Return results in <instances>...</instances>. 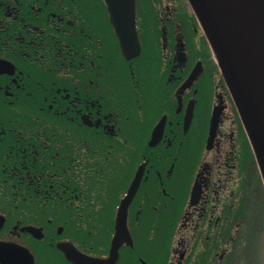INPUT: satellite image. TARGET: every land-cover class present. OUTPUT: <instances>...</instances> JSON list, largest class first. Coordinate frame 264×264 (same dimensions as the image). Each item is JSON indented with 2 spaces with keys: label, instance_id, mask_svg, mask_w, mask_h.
<instances>
[{
  "label": "flooded vegetation",
  "instance_id": "flooded-vegetation-1",
  "mask_svg": "<svg viewBox=\"0 0 264 264\" xmlns=\"http://www.w3.org/2000/svg\"><path fill=\"white\" fill-rule=\"evenodd\" d=\"M173 17V13L166 14V21L173 20ZM161 33L166 31L162 29ZM174 33L172 41L167 40V44H163L164 51L155 56L156 64L147 71L146 82L145 78L140 82L138 103L130 96L129 87L123 89L126 92L125 112L121 115L122 119L121 116L119 118L121 122L112 113L101 115L95 99L89 100L87 111H83L80 89L76 88L72 105L74 111L82 112L83 121L88 117L93 122L88 126H103L113 133H122L113 135L115 139L107 142L105 159L92 166L95 172L104 173L107 183L106 199L100 201L92 197L90 208L114 212L116 226L121 203L128 195L138 171L142 170L139 187L129 205L131 234L134 235L131 231V215L134 213L148 214L146 222L136 219L137 226L141 228L145 225L167 226L173 231L168 237L157 238L155 244H148L140 238V249L135 253L124 248L135 246L133 236V246L125 242L120 247L116 264H240L244 256L241 252L244 230L257 206L253 199L258 178L252 180L253 174L257 176V173L250 161L239 129L236 106L226 91L224 79H220L215 66L201 55L200 48V53L193 51L183 31L176 27ZM139 37L142 43L140 32ZM116 53L115 58L124 64L118 51ZM121 54L125 60L138 62L140 69L144 67L146 58L137 61L142 51L133 59H127L122 51ZM0 58L14 65L0 67L1 172L6 163L23 152L19 141L29 127V124H13V109L21 100L18 94L25 91L24 106L31 112L36 93L33 91L31 66L23 71L13 59L1 54ZM198 63L202 65L200 75L179 92ZM51 83L52 90L41 94L42 109L57 105V111L64 112L66 93L63 92V80L55 82L53 79ZM216 108L219 110L217 127L209 140ZM188 116L191 118L189 121ZM160 122L164 126L163 135L152 146L149 144L152 133ZM146 132L149 133L148 138ZM260 186L264 197L263 181ZM77 198V193L71 190L66 199L73 207ZM161 209L168 213L169 220L151 221L150 212H160ZM0 215L6 218L0 232L9 227L0 236V241L14 242L28 248L35 258L33 264H75L62 251L65 259L58 254L48 253L50 246L55 245L58 249L57 244L61 240L72 239L53 237L47 242L44 241L45 236L40 239L27 230L28 226H34L44 231V225L31 221L21 224L18 217L12 221L4 213L0 212ZM61 228L57 229L59 233L64 230L60 231ZM114 235L115 227L109 249L105 248L104 254L90 255L109 257ZM251 264H264V254L258 262Z\"/></svg>",
  "mask_w": 264,
  "mask_h": 264
},
{
  "label": "trees",
  "instance_id": "trees-1",
  "mask_svg": "<svg viewBox=\"0 0 264 264\" xmlns=\"http://www.w3.org/2000/svg\"><path fill=\"white\" fill-rule=\"evenodd\" d=\"M136 12L143 41L137 61L146 58L141 69L138 62L123 58L106 0H0V54L13 59L23 71L31 66L36 93L31 112L24 106V90L18 94L21 100L13 109V124L29 127L19 141L23 152L1 169L0 212L12 221L18 217L21 224L31 221L44 225V241L53 237L72 239L92 255L101 256L105 248L109 249L115 222L114 212L90 208L92 197L106 199L107 183L104 173L95 172L92 166L105 159L107 142L115 139L113 135L122 133L88 126L82 120V112L74 111L72 105L76 88L80 89L83 111H87L89 100L95 99L101 115L112 113L119 119L125 112L123 89L129 87L130 96L138 103L140 82L143 78L146 82L147 71L156 64L155 56L164 51L167 40L172 41L176 27L183 31L193 51L200 53L201 49V55L215 66L223 80L188 0H137ZM168 13H173V20L166 21ZM162 29L166 33L162 34ZM117 51L124 64L115 58ZM53 79L63 80L64 112L57 111V105L42 109L41 94L52 90ZM223 83L231 97L224 80ZM235 110L261 185L253 149ZM145 134L148 138L149 133ZM71 190L79 201L73 207L66 199ZM163 211L150 212L151 221H168V213ZM147 215H131L135 246H125V250L138 252L140 238L155 244L157 238L171 235L173 228L167 226H137L136 219L146 222ZM61 226L64 230L59 233ZM8 230L7 226L0 236ZM48 251L65 259L55 245Z\"/></svg>",
  "mask_w": 264,
  "mask_h": 264
},
{
  "label": "water",
  "instance_id": "water-1",
  "mask_svg": "<svg viewBox=\"0 0 264 264\" xmlns=\"http://www.w3.org/2000/svg\"><path fill=\"white\" fill-rule=\"evenodd\" d=\"M188 2L239 110L264 183V0H188ZM106 3L122 53L127 59L137 57L142 51L136 22L137 0H106ZM3 66L14 65L0 58V67ZM201 69L202 65L198 63L178 91L182 92L184 88L190 86L200 75ZM218 112L216 108L209 140L217 127ZM190 119L188 116L187 121ZM84 121L93 125L88 117H85ZM162 122L152 133L149 143L152 146L156 145L163 135ZM141 174L143 171L139 170L117 213L110 256L92 257L82 252L75 243L61 240L58 248L68 260L75 264H116L123 243L133 246V236L128 224L129 205L139 187ZM5 220V217L0 215V229L4 226ZM27 230L37 238L44 237V232L39 228L28 226ZM29 251L17 243L0 241V262L33 264L35 258Z\"/></svg>",
  "mask_w": 264,
  "mask_h": 264
},
{
  "label": "rangeland",
  "instance_id": "rangeland-1",
  "mask_svg": "<svg viewBox=\"0 0 264 264\" xmlns=\"http://www.w3.org/2000/svg\"><path fill=\"white\" fill-rule=\"evenodd\" d=\"M252 180H257L253 174ZM260 183L257 186V192L254 196V202L257 204L254 212L250 215V223L244 230L241 252L243 258L240 264H251L258 262L264 254V199Z\"/></svg>",
  "mask_w": 264,
  "mask_h": 264
}]
</instances>
